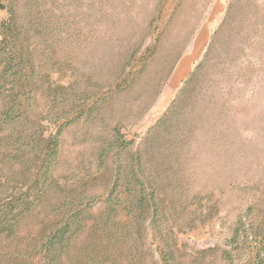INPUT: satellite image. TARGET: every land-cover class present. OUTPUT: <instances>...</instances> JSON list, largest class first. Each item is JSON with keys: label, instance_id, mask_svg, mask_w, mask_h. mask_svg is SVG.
Here are the masks:
<instances>
[{"label": "rangeland", "instance_id": "374dc122", "mask_svg": "<svg viewBox=\"0 0 264 264\" xmlns=\"http://www.w3.org/2000/svg\"><path fill=\"white\" fill-rule=\"evenodd\" d=\"M0 30V264H264V0H0Z\"/></svg>", "mask_w": 264, "mask_h": 264}, {"label": "trees", "instance_id": "16d2710c", "mask_svg": "<svg viewBox=\"0 0 264 264\" xmlns=\"http://www.w3.org/2000/svg\"><path fill=\"white\" fill-rule=\"evenodd\" d=\"M231 4H232V2H230L229 4H228V6H227V8H226V11H225V14H224V19L222 20L223 22L220 24V26L213 32V34H212V38H211V41H210V43L208 44V47H207V51L205 52V56H204V59H205V62H204V59H203V62H202V64H199V66L197 67V70L198 69H200V67H202L206 62H208L207 60V58H208V54H210L209 52L211 51V50H213V49H211V48H213L214 46H217V45H219V44H225L224 42H223V40H225V37L227 38V34H225L226 32H229V31H232V32H234V31H238L239 30V27H238V25L236 26V25H231L230 24V19H228V17H227V14H228V11H229V8H230V6H231ZM237 24V23H236ZM1 31V30H0ZM224 34H225V36H224ZM2 35L4 36V33L2 32ZM8 55H10V53H8ZM7 55V56H8ZM9 59V60H8ZM10 59H12L11 57H8V58H6V60H5V62H7V61H11ZM200 71V70H199ZM204 71V72H203ZM205 71H206V67H203V70H202V72H203V74L202 73H200V74H198L196 71L195 72H193V73H191L190 75H189V77H188V79L185 81V83H184V85H183V88L180 90V92L178 93V95H177V98L180 100V101H182L183 102V100H185V97H186V94H187V92L189 93V95L188 96H190V98L192 97V98H194V100H196V101H198L199 99H204V95H205V93H207V91L210 89V88H208L207 86L206 87H204V85H203V87H202V85H201V83H194V82H197L198 81V77H200V79H199V81L200 80H202V79H204V74H205ZM198 85H200L201 86V89H200V93H196L195 91L198 89ZM202 96V97H201ZM190 101H192V100H190ZM189 101V102H190ZM188 102V103H189ZM3 216H0V235L1 234H4V233H6V232H9V231H11V227H9L8 225H6V222L3 220V218H2ZM11 228V229H10Z\"/></svg>", "mask_w": 264, "mask_h": 264}, {"label": "crops", "instance_id": "0c3cea01", "mask_svg": "<svg viewBox=\"0 0 264 264\" xmlns=\"http://www.w3.org/2000/svg\"><path fill=\"white\" fill-rule=\"evenodd\" d=\"M229 2V0H216L217 5H222L225 6L227 3Z\"/></svg>", "mask_w": 264, "mask_h": 264}]
</instances>
